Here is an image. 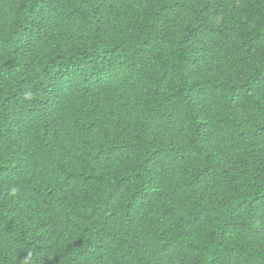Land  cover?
<instances>
[{"label":"trees","instance_id":"obj_1","mask_svg":"<svg viewBox=\"0 0 264 264\" xmlns=\"http://www.w3.org/2000/svg\"><path fill=\"white\" fill-rule=\"evenodd\" d=\"M0 264H264V0H0Z\"/></svg>","mask_w":264,"mask_h":264},{"label":"clouds","instance_id":"obj_2","mask_svg":"<svg viewBox=\"0 0 264 264\" xmlns=\"http://www.w3.org/2000/svg\"><path fill=\"white\" fill-rule=\"evenodd\" d=\"M16 194V189H12V192L10 193V195H15Z\"/></svg>","mask_w":264,"mask_h":264}]
</instances>
